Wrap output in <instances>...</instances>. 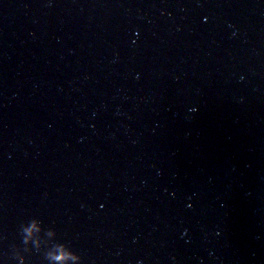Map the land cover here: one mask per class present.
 <instances>
[{"label": "water", "instance_id": "95a60500", "mask_svg": "<svg viewBox=\"0 0 264 264\" xmlns=\"http://www.w3.org/2000/svg\"><path fill=\"white\" fill-rule=\"evenodd\" d=\"M0 260L264 264V0H0Z\"/></svg>", "mask_w": 264, "mask_h": 264}, {"label": "clouds", "instance_id": "9594fccd", "mask_svg": "<svg viewBox=\"0 0 264 264\" xmlns=\"http://www.w3.org/2000/svg\"><path fill=\"white\" fill-rule=\"evenodd\" d=\"M205 19H207V17H205ZM231 27V25H230ZM236 33L233 32V35H235ZM139 75V74H137ZM241 79H243V77H241ZM191 111H195V108L190 109ZM191 206V205H189ZM38 230V224L36 221H33L32 224L28 227H26L25 231L28 233V236L26 237V239H31L32 235H34L36 233V231ZM68 255V253L66 251L60 252L58 254H56L54 256V259L57 260H63L66 256ZM77 259H79V257H76ZM0 264H4L3 260H0ZM140 264H142V262H140Z\"/></svg>", "mask_w": 264, "mask_h": 264}]
</instances>
